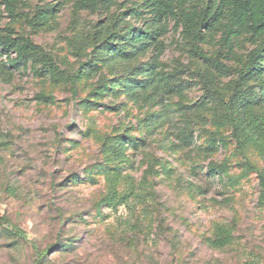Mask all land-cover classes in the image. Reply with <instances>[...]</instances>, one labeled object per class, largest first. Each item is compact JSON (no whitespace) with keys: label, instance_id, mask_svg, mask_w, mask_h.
Segmentation results:
<instances>
[{"label":"rangeland","instance_id":"obj_1","mask_svg":"<svg viewBox=\"0 0 264 264\" xmlns=\"http://www.w3.org/2000/svg\"><path fill=\"white\" fill-rule=\"evenodd\" d=\"M21 1L27 12L47 2L61 8L51 28L29 32L22 19L10 20L0 0V32L9 26L30 33L62 69H77L86 56H76L68 39L107 13L81 10L72 25L75 0ZM118 2L110 12L132 4ZM179 30L168 22L160 62L183 70L184 90L162 96L169 118L154 124L147 119L159 106L130 100L119 86L102 89L98 77L81 78L76 94L69 83H53L30 67L0 80V215L9 220L0 225V264H264V158L252 144L238 151L229 127L213 125L209 115L204 124H188L189 139L181 138L174 110L202 95L196 71L204 63L188 52ZM220 34H204L200 44L232 65ZM254 44L240 37L234 50L244 54ZM40 92L51 101L35 99ZM81 101L98 105L84 108ZM119 140L124 155L115 159L105 150ZM11 225L25 237L12 234ZM219 226L231 241L214 247Z\"/></svg>","mask_w":264,"mask_h":264},{"label":"trees","instance_id":"obj_2","mask_svg":"<svg viewBox=\"0 0 264 264\" xmlns=\"http://www.w3.org/2000/svg\"><path fill=\"white\" fill-rule=\"evenodd\" d=\"M10 20L22 19L29 32L49 29L54 23L60 4H37L32 12L20 10L21 0H1ZM122 4L118 0H75L71 24L78 23V13L84 9L104 10V20H97L85 33H74L69 43L78 57L86 56L77 69L70 72L59 66L50 50L33 41L29 34H16L12 27L0 32V80L8 82L14 71L30 67L34 74L47 75L53 83L70 84L73 94L77 82L86 77H98L100 88L119 86L130 100L141 101L152 107L159 106L160 113L151 114L148 124L169 118L164 94H182V71L166 70L160 62L166 47L163 36L169 21L186 42L192 56L204 63L196 74L202 86V95L190 104H180L182 128L179 133L188 140L186 132L191 122L204 124L206 115L217 127L228 126L235 148L241 152L245 144H252L264 158V0H132V4L119 12L110 8ZM19 9V10H18ZM127 15V16H126ZM129 18H140L142 25L133 24ZM221 29V46L231 54L232 65L226 64L225 54H209L202 48L204 34H214ZM4 32V33H3ZM240 37H247L254 44L248 52L235 51ZM148 55L147 60H138ZM229 77L226 81L222 78ZM35 99L51 101V97L38 93ZM84 108L97 107L92 101H81ZM205 111V116L203 112ZM206 117V118H205ZM218 133L209 135L207 149L212 151ZM222 140L221 138H219ZM123 140L106 148L105 153L115 159L124 155ZM131 144H136L131 141ZM264 189V175L259 173ZM9 223L0 215V225ZM219 240H210L214 247H223L231 241L228 230L219 226ZM12 234L24 238V232L11 225ZM49 248L37 253L42 258Z\"/></svg>","mask_w":264,"mask_h":264}]
</instances>
